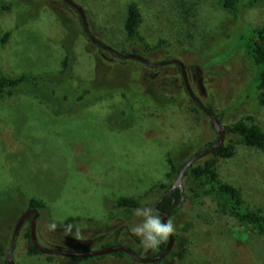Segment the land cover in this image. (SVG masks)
Listing matches in <instances>:
<instances>
[{"label":"rangeland","instance_id":"rangeland-1","mask_svg":"<svg viewBox=\"0 0 264 264\" xmlns=\"http://www.w3.org/2000/svg\"><path fill=\"white\" fill-rule=\"evenodd\" d=\"M72 1L84 10L92 36L122 54H131L123 23L127 5L135 3L143 18L139 34L165 53L142 57L182 62L194 95L224 127L244 121L264 132V108L253 100V68L234 50L252 28L264 27V0L238 20L219 8V0ZM96 51L78 14L61 1L0 0V78L38 79L0 93V264H6L14 227L31 199L46 206L36 222L44 248L82 253L122 246L141 258L155 257L157 249L143 248L130 231L139 223L134 210L118 208L117 201L133 199L155 209L162 195L158 186L176 181L167 177L169 159L181 158L179 151L191 158L217 141L175 65L134 72L128 64H137L133 60H113L114 70L97 79ZM127 76L139 84L133 87ZM110 88L118 92L109 96ZM147 90L164 97L154 102L137 96ZM119 91L136 97L125 101ZM236 150L235 157L219 162L218 178L239 189L245 205L264 217V152L243 145ZM182 188L187 203L170 219L178 238L174 254L160 264H264L263 236L230 215L222 200L188 194L185 180ZM202 201L209 208H201ZM70 219L81 239L65 235ZM53 220L58 227L50 231ZM28 229L24 222L14 264H140L127 255L31 256Z\"/></svg>","mask_w":264,"mask_h":264},{"label":"trees","instance_id":"trees-1","mask_svg":"<svg viewBox=\"0 0 264 264\" xmlns=\"http://www.w3.org/2000/svg\"><path fill=\"white\" fill-rule=\"evenodd\" d=\"M257 2L258 0H219L218 5L222 11L230 14L235 20H238V18L242 15V12L246 8H253ZM142 22H143V18L139 8L135 3L130 2L127 5L126 15L123 23V30L126 36V43L128 45V48L130 49V53L140 56L142 55L146 56V54L156 53V56H158V58H163V56L165 55V53H163L164 52L163 48L161 47L150 48L144 42L143 38L139 34V28ZM7 36L2 40V43L6 42ZM95 48L97 51L93 56L97 69L96 70L97 79L101 78V75L104 76V74H110L111 71L114 70L111 68L112 65H114L112 64L113 60L120 65L127 64L124 63V60H119L112 54L103 51L97 47ZM234 50L241 53V55H245L247 58V62L253 68L252 82H253V90L255 91V98L253 100L256 102L257 106L264 108V95L258 96L257 94L259 90L264 89V27L252 28L250 31V35L247 38L242 37L239 44L234 48ZM235 51L231 50L230 56ZM104 54L108 55L109 57H106ZM69 61L70 60L67 56L64 61L65 71H67L69 68ZM158 61H164V60L158 59ZM136 63L137 64L128 63L132 67H134V69L132 68L129 69H132L135 72L136 70L145 67L138 62ZM175 67H177L178 70L180 71L178 66L175 65ZM129 69L127 71H130ZM124 72L127 73L126 71ZM117 73L119 75L121 71L118 69L114 71V74H116L114 77H117V79H119ZM194 74L196 77H198L200 71L195 69ZM150 75L152 78L156 77V74L154 73H151ZM127 77L129 79L128 83L133 84V87L139 84V82L136 81L135 79L133 80L130 79V76ZM37 80H38L37 78L31 77L29 75H21L14 79L0 78V93H3L5 90H10L16 87L20 83H24V82L35 83ZM144 85L146 86L147 84L144 83ZM161 86L158 85V87ZM249 89L250 86H248V88L246 89V94L248 93ZM116 92L118 91H116L115 88H110L108 94L110 96ZM119 93L121 94L122 98L125 101L128 99L132 100V98L134 99V97H136V96L129 97L125 93L124 94L121 93V91H119ZM137 96L138 97L140 96V98L149 97L152 99V101H154V98L158 100L162 99V97H164V94L159 93L158 90L157 92L147 90L146 93H144L143 95L137 94ZM245 97H249V96H245ZM208 109L211 112H213L211 108ZM216 118L221 123V120L217 116ZM225 132H226L225 140L222 146L219 148V150L213 152L210 156L193 164L185 172L183 180H185L186 192L193 196L202 195L208 199H211L210 202L212 203L215 202L214 200H218V199L222 200L223 205L225 206V208H227L226 210L230 215L240 218L250 230L264 237V217L261 215V211L249 209L244 203L240 190L231 184L220 181L217 175V168L219 162L227 161L235 157L237 153L236 148L238 145H243L247 148L264 152V132L261 131V129L257 125L252 123L250 124L245 123L244 121H238L229 126H226ZM213 144H210L206 148L211 147ZM178 155L181 158L179 159L170 158L168 161L169 164V172L167 174L168 178L174 176L177 177L181 168L184 166L185 162L188 159H190V157L188 156L189 157L188 158L187 155L183 154V152L179 151ZM158 187L162 190V195L160 199L157 201L155 205V209H158L159 211L163 212V211H168L170 208H173V212L170 214L168 218L169 220L178 214V212L182 209V206L186 204L187 201L186 202L184 201L183 192H180L178 188L169 192L172 186L170 187L161 184ZM181 198L183 199V202L180 207H177ZM117 206L118 208L121 209H130V210H134L137 207H141L140 203L137 200L127 199V198L119 199L117 201ZM200 206L201 208H209L208 206L210 205L207 204L206 201H202ZM45 207L46 206L42 201L31 199L29 201L28 209H36L39 211V210H44ZM72 221L73 220L70 219L68 220V222H66V224L71 223ZM26 239L28 241L27 253L31 256L39 255L40 253L35 250V248L30 242L29 229L27 230L26 233ZM175 240L176 241L178 240L176 236H175ZM182 242L183 241H181V243ZM166 244L167 242L162 243L157 248L156 256H158L165 249ZM173 254L174 252L171 251L168 254V256H172ZM113 255L117 257H122L125 254L118 252V253H114ZM165 259L166 257L162 260ZM162 260L156 264H160Z\"/></svg>","mask_w":264,"mask_h":264},{"label":"water","instance_id":"water-1","mask_svg":"<svg viewBox=\"0 0 264 264\" xmlns=\"http://www.w3.org/2000/svg\"><path fill=\"white\" fill-rule=\"evenodd\" d=\"M59 1H61L65 5H67L68 7L72 8L73 10L76 11V13L78 14V16H79V18L81 20V24H82L83 32H84L85 36L88 38V40L95 47L112 54L113 56H115L116 58H118L120 60H133V61H136V62L144 65L145 67H148V68H151V69L164 67V66H169V65H176V66L179 67L180 72H181L182 81H183V84H184V87H185V90H186L187 94L189 95V97L192 100V102L204 114H206V116L210 119L211 127L213 128L214 131H216V133L218 135L217 141L211 147L206 148V149L202 150L201 152L193 155L190 159H188L185 162L184 166L181 168L179 174L176 177V181L173 184V186L171 187V189L169 190V192H171L172 190H174L176 188H178L180 190V192H183L182 180H183L185 172L193 164H195L198 161L210 156L213 152L219 150V148L224 143L225 134H226L225 127L218 121V119L216 118L215 114L213 112H211L208 108H206L199 101V99L194 95V93H193V91H192V89L190 87L189 81H188L185 65L182 62L177 61V60H165V61H161V62L152 63V62H150L149 60H147L146 58H144V57H142L140 55L122 54V53L117 52L113 48L100 43L99 41H97L92 36V34H91L90 30H89V27H88L86 14H85L84 10L79 5H77L72 0H59ZM182 202H183V199L181 198V200L178 203L177 207H180ZM156 211L161 215V218L164 221H167L169 216H170V214L173 212V208H170L168 211H163V212L159 211L158 209H156ZM28 217H31V221H30V225H29L30 242L33 245V247L35 248V250L37 252H39L40 254H43V255L63 256V257H69V258H73V259H85V258H93V257H99V256L112 255L114 253L120 252V253H124L125 255H127L128 257H130L133 261H135L137 263H140V264H156V263L160 262L162 259H164L165 257L168 256V254L172 251V248H173V245H174V242H175V236L173 234L168 239L165 249L158 256H155L153 258H147V259L139 257L132 250H130V249L126 248V247H122V246L109 247V248L102 249V250L90 251V252H82V253L68 252V251H63V250L44 248V247L40 246V244L38 243V240H37V236H36V222H37V219L39 217V212L36 209H28L17 220V223H16V225L14 227L11 243H10L8 252L6 254V258H5L6 264H14V262H13V252H14V249H15L17 237H18L20 228L22 227L23 223L26 221V219Z\"/></svg>","mask_w":264,"mask_h":264},{"label":"clouds","instance_id":"clouds-1","mask_svg":"<svg viewBox=\"0 0 264 264\" xmlns=\"http://www.w3.org/2000/svg\"><path fill=\"white\" fill-rule=\"evenodd\" d=\"M134 215L139 218V223L132 226L130 231L134 236L139 238L141 246L145 249L156 250L175 233V226L172 220L164 221L153 207H137L134 209ZM57 227L58 224L55 220L48 225L50 231H55ZM63 228L65 235L81 239L79 226L65 224ZM74 228L75 231H73Z\"/></svg>","mask_w":264,"mask_h":264},{"label":"flooded vegetation","instance_id":"flooded-vegetation-1","mask_svg":"<svg viewBox=\"0 0 264 264\" xmlns=\"http://www.w3.org/2000/svg\"><path fill=\"white\" fill-rule=\"evenodd\" d=\"M156 210V209H155ZM31 217H28L25 222H28L30 225Z\"/></svg>","mask_w":264,"mask_h":264}]
</instances>
